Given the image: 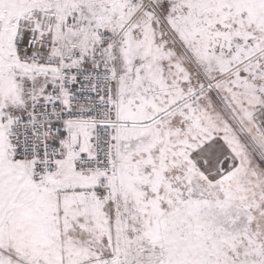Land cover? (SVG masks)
<instances>
[{"label": "rangeland", "instance_id": "obj_1", "mask_svg": "<svg viewBox=\"0 0 264 264\" xmlns=\"http://www.w3.org/2000/svg\"><path fill=\"white\" fill-rule=\"evenodd\" d=\"M235 7L0 0V264H264V84L252 69L264 66L241 48L249 29ZM31 33L47 69L109 35L102 59L89 57L120 76L118 118L125 97L112 172L79 173L92 134L68 138L49 177L52 196L73 198L56 216L23 200L29 174L45 180L12 159L15 121L51 87L31 75L22 49Z\"/></svg>", "mask_w": 264, "mask_h": 264}, {"label": "built area", "instance_id": "obj_2", "mask_svg": "<svg viewBox=\"0 0 264 264\" xmlns=\"http://www.w3.org/2000/svg\"><path fill=\"white\" fill-rule=\"evenodd\" d=\"M108 40L103 33L91 53L73 52L63 65L50 69L43 65L39 38L31 33L24 41L31 75L51 80L49 90L32 97L26 114L13 125L12 159L29 169L35 180H46L61 164L63 149L57 140L70 126L84 124L92 131L91 151L76 159L79 173L103 176L118 166L114 132L122 123L116 114L119 96L114 87L120 76L111 64L97 63ZM89 56L98 60L91 62Z\"/></svg>", "mask_w": 264, "mask_h": 264}, {"label": "crops", "instance_id": "obj_3", "mask_svg": "<svg viewBox=\"0 0 264 264\" xmlns=\"http://www.w3.org/2000/svg\"><path fill=\"white\" fill-rule=\"evenodd\" d=\"M236 2V7L234 8V16L240 18V24L241 27L248 28V35H245L244 37H241L244 39V42L242 43L241 40V48H250V63L252 65H259L264 66V0H234ZM256 71V81L262 82L264 84V67H258V68H252ZM117 86L115 85L114 90L115 93L118 94ZM259 89V88H257ZM258 97L261 95H264L263 93H260L259 90H256ZM122 93V103L119 106V119L120 117L124 121V118L122 117V113L124 111V104H125V97ZM120 101V99H119ZM92 134L91 128L87 125H78L76 127L70 126L59 138L57 141L61 145L63 149V154L65 152H70L69 148L67 147L66 143L71 139L74 142H78L81 140V138L84 136L86 131H89ZM126 132L124 131V128L120 129L118 128L115 132V153L118 154V151L121 148V142L123 144L124 139L127 137ZM91 141V140H90ZM66 145V146H65ZM91 145V142H89V146ZM67 147V148H66ZM119 148V150H118ZM91 151V146L88 149ZM119 155V154H118ZM13 177H15V181L18 178V174H14ZM30 179L28 181H24L23 183H29L25 185V190H23V200H30L32 197L35 199L33 200L34 205H39L42 207L43 213L41 215L43 216H56L60 213V209L66 206V202L68 199L73 198V196H64L62 202L60 199L52 196L56 190V188H59V186H55L52 183V180H54L53 176L47 178L43 183H38L34 181L29 174ZM18 182V181H17ZM36 184H35V183ZM18 186V184H17ZM61 203H64L61 206ZM67 207V206H66ZM52 211L51 214L48 212Z\"/></svg>", "mask_w": 264, "mask_h": 264}]
</instances>
